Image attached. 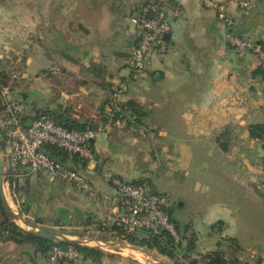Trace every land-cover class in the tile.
I'll return each instance as SVG.
<instances>
[{
  "label": "crops",
  "instance_id": "crops-1",
  "mask_svg": "<svg viewBox=\"0 0 264 264\" xmlns=\"http://www.w3.org/2000/svg\"><path fill=\"white\" fill-rule=\"evenodd\" d=\"M144 1L0 0V69L19 68L20 84L30 92L23 96L25 103L14 92L13 97L29 115L66 112L73 121L94 125L93 161L82 171L99 192L93 200L38 173L16 196L6 183L7 202L37 228L113 242L106 231L116 219L112 179L147 181L158 194L168 195L169 209L182 227L188 226L182 234L195 241L197 254L218 250L220 242L225 249L226 239H236L237 264H264V150L247 132L250 124L264 123V81L254 76L260 60L252 49L236 50L207 0H161L178 12L166 39L168 51L153 55L119 99L139 102L147 117L131 127L103 124L111 91L130 76L126 62L136 40L126 19ZM212 1L227 4L235 36L264 44V0H248L256 5L251 12H242L232 0ZM34 65L40 70L30 76ZM37 85L45 94L36 95ZM196 216L199 222L193 221ZM218 222L223 228L213 229ZM204 234L208 239L201 244ZM89 247L106 254L102 264H114V251L137 253L95 242ZM138 253L154 264H174L156 251L160 258ZM0 264L50 262L32 244L0 232Z\"/></svg>",
  "mask_w": 264,
  "mask_h": 264
},
{
  "label": "built area",
  "instance_id": "built-area-1",
  "mask_svg": "<svg viewBox=\"0 0 264 264\" xmlns=\"http://www.w3.org/2000/svg\"><path fill=\"white\" fill-rule=\"evenodd\" d=\"M242 12H251L255 3L248 0H232ZM206 7L213 9L217 17L231 33V43L239 53L252 49L264 66V49L261 45L238 38L233 34L234 21L227 15V4L212 0L205 1ZM178 12H170L161 0H147L140 5L138 12L127 17L126 22L133 28L136 44L126 62L130 76L120 82L115 97L120 99L131 89L130 79H137L148 67L153 55H165L168 51L166 36L170 33L172 19ZM0 143L4 152V177L10 187L9 178L14 177L21 185L33 174L42 173L50 182L70 184L74 189L95 200L98 190L90 183L84 172L72 164L52 158L49 147H55L70 155L93 161L92 141L96 131L72 130L58 125L48 115H41L25 125L26 108L17 101L8 89L1 93ZM5 147L8 148L6 152ZM264 171V164H263ZM112 183L116 190L115 223L125 229L126 234L116 238L117 242L128 243L126 235L142 232L167 231L177 238L175 225L165 208L169 197L151 195L149 188L133 185L118 178ZM16 196V193L13 194ZM81 259L79 251L73 247H55L50 253V264H70Z\"/></svg>",
  "mask_w": 264,
  "mask_h": 264
},
{
  "label": "trees",
  "instance_id": "trees-1",
  "mask_svg": "<svg viewBox=\"0 0 264 264\" xmlns=\"http://www.w3.org/2000/svg\"><path fill=\"white\" fill-rule=\"evenodd\" d=\"M140 5L138 6L135 12H138ZM258 45H261L264 49V44L262 42H259ZM254 76L264 81V66L262 64L254 72ZM6 78L7 75L4 73V71L0 69V93L2 89L7 86ZM115 94H116V89L111 91V98L108 102L109 113H107V115H104L103 124L109 123L111 124V126H114L116 123L122 122L125 126L128 127L143 124V120L145 119V117H147V113L145 112L144 107L135 100L122 102L116 99ZM2 106L3 105L0 100V110L2 109ZM43 114L48 115L53 121H55V123L67 129L82 130V131L87 129L94 130V125L92 124L76 122L71 120L69 116L66 114V112L56 113L53 111L51 112L47 111L36 115L26 114L25 125L32 123L35 119L39 118ZM247 132L249 134V138L251 140L258 141L259 143H261L262 148L264 150V123L250 124L247 127ZM223 150H227V147H223ZM48 153L52 158L58 159L63 163L72 164L75 168L80 170L86 168L89 163L88 160L82 159L77 155H70L67 152L62 151L61 149L55 147H49ZM263 164H264V157L261 160L262 167ZM28 179L25 181L23 185H21L14 177H10L9 178L10 187L14 189L15 193L19 194L22 192V190H24L27 182L29 181ZM132 184L146 186L149 189H151L152 186L151 183L150 182L148 183L147 181L134 182ZM161 195H165L168 197V195L166 194H161ZM0 211L5 218V220L0 221V232L7 234L10 238L18 240L19 242H26L32 244L35 248L36 254L39 253L44 257L50 258V253L53 251L55 247H59L63 249L73 247L79 251V253L81 254V259L75 262H71L70 264H79V261L81 260L82 261L89 260L95 264H102V259L106 256V254L99 248H93V247L91 248L80 245H70L67 243L54 242L52 240L42 238L34 233L27 232L21 229L13 221H11L12 216L6 210L1 193H0ZM165 211L168 214L171 222L175 225L176 233L180 237L179 240H177L167 231H159L154 234L152 232H147V231L138 234H129L126 235V239L128 243L131 244L132 246L139 248L144 247L151 251L154 250L160 255L168 257L169 259L174 261V264H190L189 261L191 260V258H193L195 254H197V251H196L195 241L191 237H187L186 235L182 234L184 233L182 232V228L185 231L188 228V226L182 227L176 221V219L173 217L169 209V205L165 208ZM107 228L108 229H106V231L110 232L113 238H118L126 234L125 229H123L121 226H118L117 224H113L112 226ZM215 228L222 229L223 223L222 222L216 223L213 226V229ZM226 241L230 243V246H228L227 248L234 247L236 249L237 247L236 239H226ZM183 242H185V245H183ZM218 246L219 248L216 251L204 255L197 254L200 256L198 259L199 262L201 264H229V263L237 264L238 263L236 257H234L232 260L228 258L227 250L223 248L222 242L218 243ZM236 252H238L237 249Z\"/></svg>",
  "mask_w": 264,
  "mask_h": 264
},
{
  "label": "rangeland",
  "instance_id": "rangeland-1",
  "mask_svg": "<svg viewBox=\"0 0 264 264\" xmlns=\"http://www.w3.org/2000/svg\"><path fill=\"white\" fill-rule=\"evenodd\" d=\"M13 61V59H9V60H7L6 61V63L7 62H12ZM5 63V64H6ZM20 64H22L23 65V61H21L20 62ZM7 67V66H6ZM7 70L6 71H4V73L7 75V86L6 87H4L3 89H2V91L4 90V89H8L10 92H11V94L14 92V93H16V94H18V97H19V100L20 101H22V102H24L25 103V100L23 99L24 97V95H26V93L28 94V93H30L29 91H27V87H25V85L23 84V85H21L20 84V75L16 72V71H18L19 70V68H15V67H12V68H9L8 69V67L6 68ZM37 70L39 71L40 69H39V67L37 66V65H34L32 68H31V71L29 72V75L30 76H34V75H36V72H37ZM3 71V70H2ZM7 72V73H6ZM136 80V79H135ZM134 80V81H135ZM134 81H133V84H134ZM15 87H17V88H15ZM12 88H15V90H12ZM37 88H38V92H36V95L37 96H40V95H42V94H45V91L43 90L44 88L43 87H41L40 85H37ZM2 91H1V93H2ZM1 93H0V100H1ZM41 102V101H40ZM1 103H2V100H1ZM5 150H6V152H8V148L7 147H5ZM264 172V171H263ZM19 204L21 205L22 204V202H21V199H20V201H19ZM14 209H16V210H19V211H17V212H19L20 213V209H17V208H14ZM15 210V211H16ZM190 214V213H189ZM189 214H187V215H189ZM193 219V221H195L196 220V222H199L198 220H199V217H193L192 218ZM199 224V223H198ZM114 239V241H117V239L116 238H113ZM177 240H179L180 239V237H179V235L177 234V238H176ZM208 239V236L206 235V234H204L202 237H201V244H204L205 243V241ZM112 240V239H111ZM139 248V247H138ZM139 249H142V250H145V251H147V252H150V253H154V251H151V250H149V249H146V248H139ZM225 249L227 250V253H228V257H229V259H233L234 257H235V255H236V249L234 248V247H229V248H226L225 247ZM108 251V250H107ZM117 252H119V253H117ZM114 253L116 254L115 256H116V258L114 259V260H111L114 264H115V261H119V262H122V260L124 259L125 260V263L126 264H154L153 262H152V260L150 259V258H148L145 254H143V253H133V252H130V251H114ZM142 254V255H141ZM157 257H159L160 258V256L157 254V253H154ZM247 254V253H246ZM248 255V254H247ZM199 255H197V254H195L194 255V257L193 258H191V260L189 261V263L190 264H201L200 262H199ZM120 264V263H119Z\"/></svg>",
  "mask_w": 264,
  "mask_h": 264
},
{
  "label": "water",
  "instance_id": "water-1",
  "mask_svg": "<svg viewBox=\"0 0 264 264\" xmlns=\"http://www.w3.org/2000/svg\"><path fill=\"white\" fill-rule=\"evenodd\" d=\"M169 38V35L166 36V39ZM95 129H97V127H95ZM93 142V141H92ZM5 177H4V152H3V148L2 145L0 143V193L3 199V203L6 207V209L11 213L12 217L14 218V221L17 223H21L24 226L27 227V229H30L29 231L31 233H34L42 238L48 239V240H52L54 242H59V243H67L70 245H80V246H85V247H89L90 243L95 242L98 243L100 246H105L108 248H116V249H130L132 251H136V252H143L142 249H139L138 247L132 246V245H128L125 243H119L117 241H98V240H91V239H71L68 236L62 234V233H57L54 231H50L47 229H42V228H37L34 225H31L30 223H28L25 218L21 215V213L13 210L6 199L5 196V192H4V188H5ZM151 195H156L158 194L156 189H151L150 190Z\"/></svg>",
  "mask_w": 264,
  "mask_h": 264
},
{
  "label": "bare ground",
  "instance_id": "bare-ground-1",
  "mask_svg": "<svg viewBox=\"0 0 264 264\" xmlns=\"http://www.w3.org/2000/svg\"><path fill=\"white\" fill-rule=\"evenodd\" d=\"M135 252V251H134Z\"/></svg>",
  "mask_w": 264,
  "mask_h": 264
}]
</instances>
